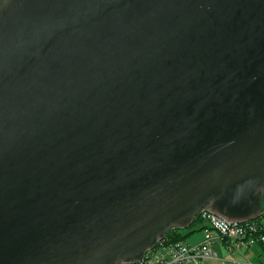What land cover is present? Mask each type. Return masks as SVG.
<instances>
[{
  "label": "water",
  "instance_id": "1",
  "mask_svg": "<svg viewBox=\"0 0 264 264\" xmlns=\"http://www.w3.org/2000/svg\"><path fill=\"white\" fill-rule=\"evenodd\" d=\"M264 198V0H0V264L135 262Z\"/></svg>",
  "mask_w": 264,
  "mask_h": 264
},
{
  "label": "built area",
  "instance_id": "2",
  "mask_svg": "<svg viewBox=\"0 0 264 264\" xmlns=\"http://www.w3.org/2000/svg\"><path fill=\"white\" fill-rule=\"evenodd\" d=\"M197 215L210 221L209 226L204 227L200 243L172 242L165 238L166 232L164 236L152 242L131 264H209L217 259L214 250L216 245L224 246L232 253L234 249L264 243V223L260 225L251 221L232 220L209 207L201 209Z\"/></svg>",
  "mask_w": 264,
  "mask_h": 264
},
{
  "label": "crops",
  "instance_id": "3",
  "mask_svg": "<svg viewBox=\"0 0 264 264\" xmlns=\"http://www.w3.org/2000/svg\"><path fill=\"white\" fill-rule=\"evenodd\" d=\"M258 209L260 213L264 210V199L259 200ZM202 239L203 236L200 235L196 237L191 244L200 243ZM214 250L217 259L211 261L209 264H264V252L260 245L234 249L232 253L221 245H216Z\"/></svg>",
  "mask_w": 264,
  "mask_h": 264
},
{
  "label": "trees",
  "instance_id": "4",
  "mask_svg": "<svg viewBox=\"0 0 264 264\" xmlns=\"http://www.w3.org/2000/svg\"><path fill=\"white\" fill-rule=\"evenodd\" d=\"M201 218H202L201 216H198L197 219L194 221V223L189 227V230L193 229L195 223H197ZM251 223H259L260 225H262L264 223V211L256 219L251 221ZM188 235L189 234L184 235L183 233L179 231V229L174 228L167 232L165 238L172 242H175V241L183 242L184 240H186ZM259 245L264 252V243H259ZM128 264H131V263H128Z\"/></svg>",
  "mask_w": 264,
  "mask_h": 264
},
{
  "label": "rangeland",
  "instance_id": "5",
  "mask_svg": "<svg viewBox=\"0 0 264 264\" xmlns=\"http://www.w3.org/2000/svg\"><path fill=\"white\" fill-rule=\"evenodd\" d=\"M210 221L205 218H201L197 223H195L194 228L190 229L189 228H177L181 233L184 235H187L186 240L183 241L184 244H191L196 237L204 234V227L209 226ZM197 230V231H196Z\"/></svg>",
  "mask_w": 264,
  "mask_h": 264
}]
</instances>
